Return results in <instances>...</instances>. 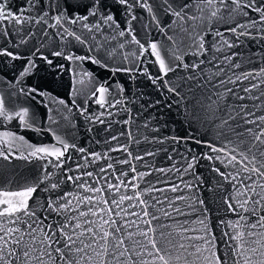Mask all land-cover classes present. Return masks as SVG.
Masks as SVG:
<instances>
[{
    "label": "water",
    "instance_id": "water-1",
    "mask_svg": "<svg viewBox=\"0 0 264 264\" xmlns=\"http://www.w3.org/2000/svg\"><path fill=\"white\" fill-rule=\"evenodd\" d=\"M0 2H4V0H0ZM6 2L8 10L14 14H18L22 6L29 7L26 0H6ZM102 2L105 5V13L107 14L110 10L115 23L103 24L101 21L100 30L94 29L92 32H88L79 24L62 22L64 27L80 35L85 40L84 44L77 42L72 37H67L66 34L62 39L60 33H63V28L48 27L49 24L55 23L51 17L58 14L54 9L47 7L48 0H41V3L31 11L25 12L23 15L30 18L25 22L16 24L5 21L0 27V51H8L22 57L13 60L11 56L0 55V97H3L5 105L10 111L27 108L30 121L33 124L32 129H23L18 119H13L11 122L0 119V133L10 131L14 135L23 136L24 141L27 142L15 141L11 148L12 157L9 160L0 158V190H16L26 182L30 183L40 178L45 171V165H47V171L52 173V180L49 183H60L58 193L70 192L81 197L95 195L99 199L100 193L85 192L78 186L86 182L91 187L102 188L104 198L111 202L114 190L108 188L109 183L116 184L123 180L127 184L137 173H150V175H145L142 180L132 181L137 185L135 190L131 184L127 188L121 185L119 192L114 193V198L117 201L121 195L132 197L131 200H125L121 206L127 209V215L120 208H116L115 212H121V215L119 217L113 215V219L125 226L120 235L126 236L128 232L137 233L138 227L140 229L147 227L139 222L137 216L131 215L133 212L140 213L141 216L143 214L145 206L135 199L137 193H140V199L148 203L147 211L159 217V220L152 221V224L157 227V236L160 232H164L165 235L172 233L169 238L173 240L174 244L184 243L188 248V251L171 248V255L181 257L178 264H214V257L208 251H203L199 258L190 254L195 251V248L191 247L193 245L207 247L203 241L182 239V236H205L209 240L214 237L217 255H227L229 264H231L234 258L230 255L229 246L234 245L236 241L229 237L234 231L264 233V229H249L245 221H240L236 229L231 227V224L236 223L241 215L250 219L255 217H252L250 211L245 212L236 203L233 205L236 212L229 210L228 204L225 203L226 199L235 198L241 202L244 199L236 194L239 182L229 183L230 176L225 179L213 169L219 168L225 173H235L239 165L236 168L225 167L220 160L204 158L205 156L216 157L218 155V153L212 152L207 145L223 147L224 137L217 136L218 130L210 128L207 124L202 126L193 121L191 127L189 126V122L185 118L184 107L173 103V100H178L179 97H174L167 91V88H158L148 79V75L156 77L160 74L158 65L153 63L155 57L151 56L149 52L140 57L133 55L132 53L140 51L138 46L130 42L131 36L127 33L124 36L119 35L120 31L127 27L126 9L115 3V0H102ZM256 3L260 5L264 3V0H256ZM42 8L44 11H49V16L37 23V18L42 16ZM133 11L137 17H144L142 20L133 21L132 27L137 39L145 46L151 42L165 45L171 43L165 35L156 29L155 24L151 23L148 14L143 9L137 7ZM243 11H247L248 15L244 16ZM233 17L234 19L226 18L223 21L215 22L211 29H209L206 20L197 21L196 30L202 29L201 34L205 35V46L208 49L207 54L199 58L203 59L205 63L195 71H185L181 67L177 72L169 73L165 79L171 78L174 84L180 85L178 91L187 96L193 94L189 92L190 87L198 95L201 93L211 95L212 99L219 102V115L225 119L229 116L235 117L236 119L230 120L229 123L233 127L239 124L240 127L235 130L243 132L245 128L254 127L243 123L244 112L264 114V96H261V92H264V84L253 89L250 93H245L242 91L243 88L259 83V80L237 82L235 85L219 84L218 82L221 79L225 81L229 78L234 79V74L239 75L242 71L264 66V39L260 38L262 30H260L259 24L256 28L248 29L253 34L252 37L242 36L238 41L235 34L226 31L227 28L234 27L236 23L250 24L253 20L258 21L259 15L256 12L242 9L241 13H234ZM92 22H95V18ZM216 29L225 33L224 39L236 43L237 46L228 48L223 44L221 37H214ZM5 32L7 35L4 34ZM210 32L212 34H208ZM214 41L216 47L221 49L220 51H216L213 47ZM121 44L124 45L123 48H121ZM61 50L66 55L90 56L99 59L109 68H129L132 71L119 72L114 75L108 68L93 64L91 60L70 62L63 56L52 55L54 51ZM33 53H35L34 56ZM233 53L238 54L234 57L233 63L243 62L239 69H233L225 59L226 56H231ZM41 56L51 59L53 64L49 65L46 60L41 59ZM28 57H32L36 67L30 75L19 80L20 72L27 64ZM196 59L190 54L184 57L185 62L189 64ZM173 63L177 62L173 60ZM59 65H64V68L61 69ZM145 69H147V75L144 73ZM73 70L79 75L74 76ZM84 72H91V78L85 76ZM189 75L194 79H186ZM181 77L185 79H180ZM74 79L76 81L75 92L73 91ZM81 80L83 83L79 82ZM105 81L112 86L108 99L114 106L106 105L105 108H100L94 102V98L90 99V97L95 88ZM117 83L122 85L123 92L118 91L115 87ZM157 84H161V82L158 81ZM21 88H24L25 91L28 88H35L48 95H37L35 92L26 95L21 92ZM226 88L233 89V91L226 92ZM215 93L222 94L224 99H221L219 95H214ZM237 95L259 98H246L241 101L236 99ZM60 100H63L64 104H60ZM116 101L120 102L116 103ZM240 105L247 107L241 109ZM84 109L86 111H82ZM49 116L56 122L51 123L48 119ZM54 133L69 145L76 146L75 148L70 147L65 154L62 168L54 167L55 161L52 158H16L21 154L28 155L31 150L28 145L36 147L56 144ZM114 136L117 138L112 139ZM189 136L192 138L189 139ZM172 137L177 139L173 140ZM228 138L234 141L237 139L231 133L228 134ZM243 138L251 139L247 134ZM195 140H201L204 143L197 144ZM157 141H163V143ZM79 148H83L85 151L80 152L77 150ZM125 148L126 151L123 150ZM2 150L8 152L10 149L4 147ZM148 152H152L153 155H146ZM93 154H99L100 159L97 160ZM137 156L143 157V159H135ZM193 156L197 158L195 161H193ZM126 160L130 163H123ZM189 162H192L194 166L186 171ZM109 164L112 165L111 168L108 167ZM133 167L136 172L131 171ZM101 168L106 171L102 172ZM69 169L71 171H68ZM160 169L165 171H159ZM88 172L93 175L87 176ZM67 175L80 176L81 179L73 183L66 179ZM241 175L246 176L247 173L241 172ZM253 180H259V178L253 176ZM245 182L250 183V181ZM173 186L177 187V191H171ZM149 187H153L154 190L147 192ZM257 191L264 195V191L261 189H257ZM58 193H52V195ZM40 195L46 198L49 194L40 193ZM248 195L253 199L259 198L251 192ZM201 200L203 204L200 203ZM75 203L76 201H73V204ZM130 205L133 206L130 207ZM80 207L87 211L90 205H80ZM96 207L102 209L104 204L98 203ZM247 207L251 209L254 205L250 203ZM177 208L180 210L179 213L175 211ZM165 212L170 215L165 216ZM69 215H76V213ZM101 215L104 214L101 213ZM85 219L95 220L97 217L89 215ZM132 221H137V223L133 224ZM201 221L204 223L202 224ZM160 225L167 227L161 228ZM183 229H188V231L185 232ZM258 238L257 236H245V239L249 241ZM134 239L143 241V237L138 234ZM128 243L131 244L130 241ZM251 246L255 247L256 245L253 243ZM137 250H139L138 246Z\"/></svg>",
    "mask_w": 264,
    "mask_h": 264
},
{
    "label": "snow or ice",
    "instance_id": "snow-or-ice-1",
    "mask_svg": "<svg viewBox=\"0 0 264 264\" xmlns=\"http://www.w3.org/2000/svg\"><path fill=\"white\" fill-rule=\"evenodd\" d=\"M26 3L29 5L28 8L22 6L19 13L14 14L8 10L6 0L0 2V27L3 26V22L5 21L21 24L30 19L23 14L31 11L36 5L41 3V0H26ZM115 3L122 5L126 9L128 17L127 27L121 30L119 35L124 36L127 33L131 36L130 42L136 44L140 49L138 53L132 54L140 57L149 52L151 56L155 57L153 63L158 65L160 74L156 77L148 75V79L152 81L153 85H157L158 88H167V91L174 97H179L178 100H173V103L184 107L185 118L189 122L190 127L193 121L200 123L202 126L207 124L210 128L218 130L216 132L217 136L224 137L225 143L223 147L213 146L212 144L207 145L212 152L218 153V155L216 157L205 156L204 158L220 160L225 167L231 166L236 168L239 165L235 173H225L219 168L213 169L219 175L225 177V179H228L230 176L229 183L232 181L239 182V189H237L236 194L237 196L244 197V199L242 202L235 198L226 199L225 203L228 204L229 210L236 212V208L233 206L236 203L245 212L250 211L252 217H255L254 219H250L241 215L236 223L231 224V227L236 229L240 221H245L249 229H264V195L257 191V189L264 191V114L257 115L255 112H244L242 117L243 123L245 125H253L254 127H248L243 132H238L235 129L239 128L240 125L237 124L233 127L229 123L230 120H235L236 118L229 116L225 119L219 115V102L212 99L211 95L203 93L198 95L190 87L189 92L193 94L187 96L178 91L180 85L174 84L171 78L165 79L169 73H175L181 67L185 71H195L200 65L205 63L203 59L199 58L206 55L208 49L205 46V35L201 34L202 29L200 31L196 30L197 21L203 22L206 20L209 29H211L215 22L223 21L226 18L234 19V13H241L242 9H250L259 15L258 21L253 20L250 24L236 23L234 27H229L226 31L235 34L238 41L242 36L252 37L253 34L248 29L256 28L257 24H259L260 30H262L260 38L264 39V3L258 5L256 0H115ZM47 7L54 9L58 13L55 17H51V19L55 20V23L49 24L48 27L63 28V33H60L62 39L65 38L64 34H66L67 37H72L81 44H84L85 40L74 31H70L67 27H64V23L62 22L74 25L79 24L88 32H92L94 29L100 30L102 23H115L111 11L109 10L107 14L105 13V5L102 0H48ZM137 7L143 9L148 14L151 23L155 24L156 29L167 37L171 42L170 44L165 45L163 43L151 42L145 46L144 43L137 39L132 23L137 19L142 20L144 18L143 16L137 17L134 13L133 10ZM41 10L42 16L37 18V23H40L44 17L49 16V11H44L43 8ZM242 14L247 16L248 12L243 11ZM93 18H95V22H92ZM117 27H119L118 24ZM4 34L7 35L6 32ZM224 35L225 33L219 31V29H216L214 32V37H221L223 44L228 48L237 46L236 43L224 39ZM123 47L124 45L121 44V48ZM213 47L216 51L221 50L219 47H216L215 41ZM189 54L197 58L191 64L184 60V57ZM0 55L11 56L13 60L22 58L8 51H0ZM34 55L35 53H33ZM52 55L63 56L64 59L70 62L91 60L93 64L108 68L114 75L119 72L132 71L129 68H109L108 65L103 64L99 59L90 56L66 55L63 50L54 51ZM236 55L238 54L233 53L231 56L225 57L233 69L241 68L243 63L242 61L237 63L232 62ZM41 59L46 60L49 65L53 64V61L46 56H41ZM173 60L177 63L174 64ZM35 67L36 64L32 57H28L27 64L20 72L19 80H23L25 76L30 75ZM59 67L63 69L64 65H59ZM217 67L219 66L217 65ZM220 71H223V69H220ZM73 72L74 76L79 75V73H75V70ZM144 73L148 74L147 69L144 70ZM84 75L91 78L92 73L84 72ZM234 76V79L229 78L227 81L221 79L218 83L235 85L237 82L259 80V83L251 84L242 89L243 92L250 93L253 89L264 84V66L258 69L245 70L239 75L234 74ZM180 79L185 78L181 77ZM186 79L192 80L194 77L189 75ZM158 81L161 84H157ZM79 82L83 83L82 80ZM75 83L74 79V92L76 91ZM111 87L105 81L95 88L91 93L90 99L94 98V102L100 108H105L106 105L108 107L114 106L108 99ZM115 87L120 92L124 91L122 85L119 83ZM197 87H199L198 84ZM225 91L232 92L233 89L226 88ZM21 92L26 95L33 92L37 95H48L47 93L39 92L35 88H28L27 91L21 88ZM214 95H219L221 99H224L222 94L215 93ZM261 96H264V92H261ZM246 98L258 99L259 97L236 96V99L241 101ZM119 102L116 101V103ZM59 103L64 104V101L60 100ZM239 107L244 109L247 106L240 105ZM82 111H86V109ZM0 119L8 122L18 119L23 129L33 128V124L29 118V110L22 108L19 111H10L6 107L3 97H0ZM48 119L51 123L56 122L51 116ZM100 122L103 123V121ZM229 133L237 139L235 141L229 139ZM246 134L251 139L245 140L243 137ZM54 137L56 144L36 147L28 145L29 149H31L28 155L21 154L16 158H52L55 161L53 166L62 168L65 154L70 147L75 148L76 146L74 144L69 145L60 136L55 135V133ZM116 138L115 136L112 137V139ZM188 138L191 139L192 137L189 136ZM172 139L176 140L177 138L172 137ZM17 140L27 143L24 141L23 136L14 135L10 131L0 133V158L9 160L12 157L13 152L11 148ZM157 142L163 143V141ZM195 143L202 144L204 142L195 140ZM4 147L10 150L5 152L2 150ZM77 150L80 152L85 151L83 148ZM113 150L119 151L121 149ZM123 150L126 151L127 149ZM93 155L97 160L100 159L99 154ZM146 155H153V153L148 152ZM135 159H143V157L137 156ZM196 159L193 156V161ZM123 163H130V161L126 160ZM193 166V163L189 162L186 171L192 169ZM108 167L111 168L112 165L109 164ZM68 171H71V169ZM101 171H106V169L101 168ZM131 171L136 172V169L133 167ZM159 171L163 172L165 170L160 169ZM241 172L247 173V175L242 176ZM86 175L91 177L93 173L88 172ZM124 175H127V173H124ZM145 175H150V173H137L127 184L123 180L116 184L109 183L108 188L114 190L111 202L104 198V190L102 188L91 187L86 182L78 186L83 188L85 192L100 193L99 199L95 195L81 197L70 192L58 193L60 183H49L52 180V173L47 171V165H45V171L40 178L30 183L26 182L16 190H0V264H178L181 257L171 255V248L175 247L177 249H184L185 251H188V248L184 243L177 242L174 244L173 240L169 238L172 236V233L165 235L164 232H160L157 236V227L152 224V221L159 220V217L147 211L148 203L140 199V193H137L135 199L145 206L143 214L141 216L140 213L133 212L131 215L137 216L139 222L147 225L146 228L140 229L138 227L137 233L128 232L126 236H121L120 233L125 226L118 223L116 219H113V215L117 217L121 215V212H115L116 208H120L125 215L128 214L127 209L121 206L125 200L132 199L130 196L121 195L117 201L114 198V193L119 192L121 185L127 188L131 184L133 190H135L137 185L133 184L132 181L136 179L142 180ZM253 176L258 177L259 180H253ZM66 179L74 183L80 180L81 177L67 175ZM245 181H250V183H246ZM233 187H236L235 184ZM153 190V187H149L146 191L151 192ZM171 191H177V187L173 186ZM249 192L259 198L253 199L248 195ZM40 193H48L49 195L45 198ZM52 193L58 194L52 195ZM73 201H76V203L73 204ZM98 203H103L104 208L97 209L96 205ZM200 203L203 204V201L201 200ZM250 203L254 205L251 209L247 207ZM80 205H90V207L87 211H84ZM132 206L130 205V207ZM175 211L177 213L180 212L178 208ZM70 213H76V215H69ZM101 213L104 215H101ZM89 215L97 217V219H85ZM164 215L169 216L170 213L165 212ZM131 223L135 224L137 221H132ZM201 223L203 224L204 221H201ZM160 227L164 228L167 226L160 225ZM183 231L186 232L188 229H183ZM137 234L143 237V241L134 239ZM245 236H257L259 238L249 241L245 239ZM181 238L200 240L207 246L204 248L195 245L191 246L195 248V251L190 253L191 255L199 258L203 251H208L214 257V264H229L227 255H217L214 237L211 240L206 239L205 236H182ZM229 239L236 241L234 245L229 246L231 249L230 255L234 258L231 264H264V233L234 231ZM129 241L131 244L128 243ZM253 243L256 245L255 247L251 246ZM137 246L139 250H137ZM205 259H208V257H205Z\"/></svg>",
    "mask_w": 264,
    "mask_h": 264
}]
</instances>
